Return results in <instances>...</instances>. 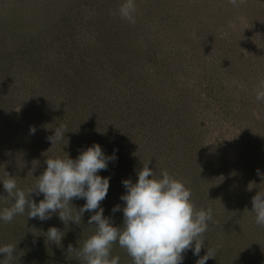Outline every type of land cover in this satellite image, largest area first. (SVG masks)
<instances>
[{
  "label": "rangeland",
  "instance_id": "1",
  "mask_svg": "<svg viewBox=\"0 0 264 264\" xmlns=\"http://www.w3.org/2000/svg\"><path fill=\"white\" fill-rule=\"evenodd\" d=\"M15 2L20 14L23 13L20 36L12 39L14 33L10 31L14 28H9V20H0V37L6 35L8 43L10 39L15 40L14 46H17L11 56L7 51H0V180L7 177V172L16 178L17 187L27 192L35 186V178L43 173L41 167L46 158L61 157L68 147L86 149L84 128L74 125L73 129L69 120H66L68 128L71 126L68 133L72 135L65 139L70 138V141L61 140L51 145L48 139L42 140L49 127L40 129L38 115L45 117V123L55 122L57 116H60L58 120L67 119L72 113L73 98L68 96L66 101L60 98V90H54L48 80L43 79H49L51 74L41 67L40 61L51 64L65 48L75 45L69 41L70 35L79 45L88 44L89 39L108 37V42L105 38L102 41L104 46H111L117 54L109 64H115L116 73L124 72L126 78L115 83L117 88L113 91L109 89L115 81L110 82L105 87L107 93L101 92V82L100 87L93 90L96 96H107L108 101L120 100L136 116V106L141 99L150 104L157 96L155 90H159L162 101L169 100L166 110L169 118L172 110L168 106L183 97L176 107L188 118L197 117L196 135L211 155L212 163L218 165L217 170L209 172L213 182L205 199L211 204L213 218L204 233L206 241L200 256H204L209 247L215 258L206 264H213V260L214 264H223L224 258L229 259L224 264H256L252 261L257 256L262 260L260 264H264L260 251L264 227L256 224L255 214L250 212L252 197L264 191V181L257 175V169L264 174V100L256 98L258 90L264 91V3L258 0H236L235 4L231 0H135V23H130L119 14L125 0ZM12 5L14 3L9 1V6ZM39 16L42 21L37 20ZM65 27H70V31ZM30 35L40 38H37L39 46H33L35 50H30ZM23 42L28 49L25 57L20 56L23 49L18 51ZM22 58H35L39 70L23 65ZM49 59L52 60L49 62ZM235 63L240 70L250 68V74L242 75L239 80L238 76H233L236 72H230L227 81L223 78L225 86L217 88L222 94L210 98L208 86L211 90L217 71ZM9 67H13L12 72ZM224 100L230 115L224 114ZM129 101L133 102L129 105ZM11 106L14 109H10ZM116 106L108 102L106 107L115 109ZM3 110L6 112L2 113ZM88 116L89 112L82 114L85 119ZM40 125L44 124L40 122ZM32 126L43 133L32 136L29 131ZM92 126L89 124L88 129L92 130ZM124 134L119 150L133 149L139 143L149 145L150 137L128 138L129 135ZM125 158L128 157H119L118 162L124 163ZM204 170L200 167L198 176H203ZM200 201H195V205ZM5 202L11 204V198ZM226 247L229 248L226 250ZM198 259L189 250L184 253L183 264H196Z\"/></svg>",
  "mask_w": 264,
  "mask_h": 264
},
{
  "label": "trees",
  "instance_id": "2",
  "mask_svg": "<svg viewBox=\"0 0 264 264\" xmlns=\"http://www.w3.org/2000/svg\"><path fill=\"white\" fill-rule=\"evenodd\" d=\"M9 1L13 2L14 5L10 7ZM15 1L16 0H4V2H2V0H0V20H9V28H14V31H10V33H14L12 34V39L20 36V33L18 34V32H20V28H22L21 25L23 24L21 21L23 13L20 14L21 11L18 9V3ZM260 1V4L264 3L262 2L264 0H258V2ZM5 4H7L10 9L8 7L6 8ZM261 12L262 10H260L259 7V13L262 14ZM47 14L52 13L48 12ZM46 18L50 19L51 17H47L46 15ZM37 20L42 21L40 16ZM69 28L65 27L67 31ZM72 28L75 30L76 26L75 28ZM57 35L58 34L55 36ZM4 37V41L0 43V51H7L11 56L17 50V46H14L15 40L11 42L12 39H10L8 43L6 35H4L0 37V42ZM37 38H39V36L34 37V35H30L28 41L32 47L30 50H35L34 47L37 45L39 46ZM72 38V35H70L69 41L75 45L71 46L70 49L65 48L60 53V57L55 58V63L52 61L51 64H48L40 61V64L42 65L41 67L44 68V70L49 71L51 74L49 79L47 77H43V79L48 80L47 83L50 84L54 90H60V98L66 101V99H69L67 98L68 96H72L73 103L70 105L72 107L70 108L72 110L71 116L67 119L62 117L63 119L61 120H58V117L60 116H57L55 122L49 121V123H45V117L42 118L41 115H38V119H41L39 121L40 129H47V126L49 128L46 133L47 137L45 133L38 131V128H36L35 133H43L42 140H47L49 136L54 135L55 130L53 129V126L57 127L61 124L65 126L66 132H69V129H71V126L68 128L69 124L67 121L69 120L70 125H73V129L75 127L74 125L82 126L84 128V139L87 141L85 143L87 144L86 148L96 143L102 147L104 153L108 156L113 154L114 149H118L116 152L118 158L128 157L125 158L126 161L124 163L118 162L119 159H117L114 162L109 163L107 170L99 172L102 177L111 178L108 194L101 202L100 206L104 209V216L110 217L114 226L119 227L122 226L123 223V213L112 212L114 206H123V201L120 199V197L125 194V188L123 187L122 181L131 179L133 183H135L138 179L136 172L143 167V163L148 162L149 160H151L149 167L153 169L157 176H159L163 170H167L169 174L183 181L186 187L191 190V201L194 205L196 203L195 201L201 200L199 205H195V208L197 209L199 207L207 210L211 204L209 205L206 203V191H209V187L213 182L210 179L211 175L209 172L212 173L217 170L218 165L216 166V164L212 163L211 155L207 153L206 147L204 148L202 141L198 139V136L196 135L197 129L195 128V124L197 120L195 119H197V117L188 118L183 115V113L180 114V108L176 107L178 103L182 102L183 97L179 98L180 102L176 100L173 105L170 104L168 106V108L172 110L171 118L167 116L168 111H166L168 110L167 102L169 100L162 101L160 98L162 92H159V90H155L158 92L156 93L157 96L154 99L155 101H151L150 104L141 99L139 105L136 106V112L138 114L136 116L131 109H126L125 104H122L120 100L119 102L117 99H111L108 101L107 96L100 97L98 95L97 97L96 91L93 90L96 86L100 87V84H102L101 82H103L101 92L104 91L107 93L108 89L105 87L109 86L110 82L115 81L110 85L113 86L112 89H109L113 91L117 88L115 83L122 82L124 80L123 77L126 78L124 72L121 74L116 73L115 64H109L110 60L114 59L117 55L116 50L112 49L111 46H104L102 41H104L105 38V41L108 42V37H100L99 40H90L88 38V44L81 45H79L78 42L74 43ZM102 46L104 47L100 49ZM20 49H23L20 56L23 54L22 57H25L28 49L24 42L20 43L18 51ZM134 56L137 58L136 53H134ZM21 60L22 64L24 62L23 65H31V67L39 70V65L37 66L38 63L35 58H26L25 60L22 58ZM50 60L52 59H49V62ZM131 62L132 61H130V63ZM238 65V63H235V65H231L225 70H215L218 72L215 76L216 80L211 81V90L209 86L207 90V95L210 98H216L217 95L222 94L217 88L220 87L222 89L225 86L226 82H224V79L227 81V76L230 77V72H236L233 76H238L239 80H242V75H247V73L250 74V68L240 70L237 67ZM9 71L12 72L13 67H9ZM208 74V72H205V76H208ZM11 78L13 79V77ZM107 79H109V81ZM12 83H15V81ZM176 86L177 85H174L173 87ZM11 87L14 86L11 85ZM129 91H131V89ZM222 96L223 95H221V97ZM108 102L117 105L115 108L116 110L106 107ZM132 102L133 101H129L128 104L130 105ZM183 102L186 104V101ZM227 106L228 103L225 102V115L229 114ZM10 109H14V107L11 106ZM5 112L6 111L4 110L2 111V113ZM86 112H89V116L85 119V117H82V114H85ZM232 114L235 115L236 112L234 111ZM40 122L44 125L41 126ZM91 123L93 124L92 130H89V124ZM124 129L125 131L121 134ZM124 133L129 135L128 138H131L134 135L135 137L142 138L150 137L149 145L139 143L138 146H134L133 149L130 147V150H119L121 138L125 137ZM71 135L72 132L66 133L65 138L71 137ZM65 138L63 140L70 141V138ZM80 151L74 147H68L65 154L61 157H66L67 153L71 158L75 159ZM202 152H204V154ZM200 167L205 169L202 174L203 176H198ZM41 168V172L45 170V162ZM5 179H7V177ZM208 184L210 185L208 186ZM6 194L7 193L4 191L2 184H0V196L5 197ZM31 198L35 199L38 203L39 200L43 199V196L41 195L40 198L32 196ZM5 201H7V199H0V209L11 206V204H8ZM70 203L78 211L85 201L83 199H73ZM73 214H75V209H73ZM91 214L94 213L86 212L79 225L71 222L69 225L68 223L64 225L57 214H52L51 219L45 221L28 219L25 214L17 215L10 223L0 222V246L11 244L17 249L13 259L11 261H5V264H82V260L76 252H68L67 250L69 244H71L73 248L82 247L83 242L95 233V226L88 225V220ZM53 226L63 232L64 237L61 244L59 242L53 244L52 241L45 238L44 233ZM263 244H261L263 249L260 251L263 254L262 259L264 260ZM229 247H226L225 249L227 250ZM229 250L233 251V248L230 247ZM255 253H258V251ZM112 255L120 257L119 264H132V258L127 254L126 250L121 248L118 244H113ZM0 259H4V257L0 255ZM260 260L261 259L257 256L255 260L256 262H252L260 264ZM228 261L224 258L223 264ZM212 262L214 264L215 261L213 260ZM217 264H220V262Z\"/></svg>",
  "mask_w": 264,
  "mask_h": 264
},
{
  "label": "clouds",
  "instance_id": "3",
  "mask_svg": "<svg viewBox=\"0 0 264 264\" xmlns=\"http://www.w3.org/2000/svg\"><path fill=\"white\" fill-rule=\"evenodd\" d=\"M231 2L235 4L236 0ZM135 11V0H125L119 7L121 18L130 23H135ZM256 98L264 100V91L258 90ZM29 131L34 135L36 128L32 126ZM66 133L61 124L47 139L53 145L63 140ZM117 151L114 149L108 156L99 144L94 143L81 150L75 159L67 153L66 157L46 158L45 170L35 178V186L27 192L18 188L16 178L5 172L7 179L0 180V184L7 197L0 196V199L11 198V206L0 209V222L10 223L17 215L25 214L28 219L45 221L57 214L64 225L70 222L79 225L86 212L94 213L90 215L88 225L95 226V233L80 248L68 245L67 251L76 252L82 264H119L120 257L112 255L113 244L126 250L132 264H183L184 253L189 250L199 257L196 264H206L209 259H214V251L209 247L206 254L200 256L206 241L204 233L213 218L212 209L197 210L185 183L167 170L157 176L149 167L151 160L143 163L136 172L135 183L131 179L122 181L125 188V194L120 197L123 206L116 205L112 209L113 213H123L122 226H114L112 219L104 216L100 205L108 194L111 178L98 173L107 170L109 163L118 159ZM257 175L264 181V174L259 169ZM32 194L42 195L43 199L37 203L31 198ZM73 199L85 201L78 211L70 203ZM251 204L250 212L255 214L256 224L264 227V191H258ZM44 235L53 244H61L64 237L54 226ZM16 251L11 244L0 246V255L4 257L0 264L11 261Z\"/></svg>",
  "mask_w": 264,
  "mask_h": 264
}]
</instances>
